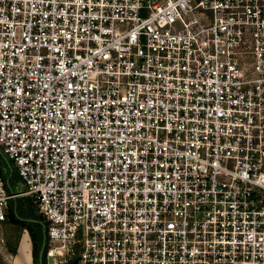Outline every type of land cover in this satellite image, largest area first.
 <instances>
[{
  "label": "built area",
  "instance_id": "1",
  "mask_svg": "<svg viewBox=\"0 0 264 264\" xmlns=\"http://www.w3.org/2000/svg\"><path fill=\"white\" fill-rule=\"evenodd\" d=\"M0 156L46 264H264V0H0Z\"/></svg>",
  "mask_w": 264,
  "mask_h": 264
},
{
  "label": "trees",
  "instance_id": "2",
  "mask_svg": "<svg viewBox=\"0 0 264 264\" xmlns=\"http://www.w3.org/2000/svg\"><path fill=\"white\" fill-rule=\"evenodd\" d=\"M9 175L10 172L6 178ZM25 199L24 205L28 207V210L24 214L19 212V199L12 201L8 218L0 223V227H2V234H0L4 239V247L9 255L14 256L18 251L22 235L27 230L32 243L33 264H46L45 255L41 258V252L47 223L44 217L37 212L36 205L32 200L28 197Z\"/></svg>",
  "mask_w": 264,
  "mask_h": 264
},
{
  "label": "rangeland",
  "instance_id": "3",
  "mask_svg": "<svg viewBox=\"0 0 264 264\" xmlns=\"http://www.w3.org/2000/svg\"><path fill=\"white\" fill-rule=\"evenodd\" d=\"M13 171H14V175L11 178L10 184H12L13 188H15V190H17V191H19V190H21V191L25 190L26 189V186H25V184L23 182H19V180L21 178L18 176V173H17L16 169L14 168ZM25 200H26L25 197H23V198H20L19 201H18L19 204H20L19 205V212L21 214H24L28 210V207H26L24 205L25 204ZM0 233L2 234V227H0ZM12 258H13V256L9 255L7 253V250L4 247V245L0 243V264H11ZM24 261L26 262V264H28V262H27V260L25 258H24Z\"/></svg>",
  "mask_w": 264,
  "mask_h": 264
},
{
  "label": "bare ground",
  "instance_id": "4",
  "mask_svg": "<svg viewBox=\"0 0 264 264\" xmlns=\"http://www.w3.org/2000/svg\"><path fill=\"white\" fill-rule=\"evenodd\" d=\"M27 233V232H25ZM24 258L27 260L28 264H31L30 256V238L27 234L23 235L20 246V253L14 260L13 264H26Z\"/></svg>",
  "mask_w": 264,
  "mask_h": 264
},
{
  "label": "crops",
  "instance_id": "5",
  "mask_svg": "<svg viewBox=\"0 0 264 264\" xmlns=\"http://www.w3.org/2000/svg\"><path fill=\"white\" fill-rule=\"evenodd\" d=\"M25 232H27V233H25ZM25 234H27L28 237L30 238L29 233H28L27 230L24 231L23 235H25ZM23 235H22V237H23ZM21 240H22V238H21ZM21 240H20V243H19L18 251H17V253L13 256L12 261H11V264H13L15 258H16L17 256H19L20 246H21ZM30 256H31V264H33V255H32V243H31V238H30Z\"/></svg>",
  "mask_w": 264,
  "mask_h": 264
}]
</instances>
